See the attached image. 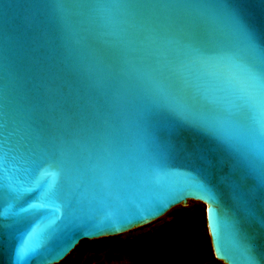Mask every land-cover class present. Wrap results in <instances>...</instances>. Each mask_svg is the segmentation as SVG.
Returning a JSON list of instances; mask_svg holds the SVG:
<instances>
[{
	"label": "water",
	"instance_id": "obj_1",
	"mask_svg": "<svg viewBox=\"0 0 264 264\" xmlns=\"http://www.w3.org/2000/svg\"><path fill=\"white\" fill-rule=\"evenodd\" d=\"M191 200L264 264V0H0V264Z\"/></svg>",
	"mask_w": 264,
	"mask_h": 264
},
{
	"label": "flooded vegetation",
	"instance_id": "obj_2",
	"mask_svg": "<svg viewBox=\"0 0 264 264\" xmlns=\"http://www.w3.org/2000/svg\"><path fill=\"white\" fill-rule=\"evenodd\" d=\"M198 205L205 206L189 201L147 225L86 239L56 264H225L202 242Z\"/></svg>",
	"mask_w": 264,
	"mask_h": 264
},
{
	"label": "trees",
	"instance_id": "obj_3",
	"mask_svg": "<svg viewBox=\"0 0 264 264\" xmlns=\"http://www.w3.org/2000/svg\"><path fill=\"white\" fill-rule=\"evenodd\" d=\"M199 208L196 210L200 213V217L204 222V230L201 233V238L203 239V244H205V247H212L210 234L207 226V219H206V207L202 205H198ZM206 225V226H205ZM86 239L82 240L80 243L85 242Z\"/></svg>",
	"mask_w": 264,
	"mask_h": 264
},
{
	"label": "snow or ice",
	"instance_id": "obj_4",
	"mask_svg": "<svg viewBox=\"0 0 264 264\" xmlns=\"http://www.w3.org/2000/svg\"><path fill=\"white\" fill-rule=\"evenodd\" d=\"M253 80H254V78H253ZM219 135H221V136H222L224 139H226V140H227V139H230L229 137H227V136L224 134V130H220V131H219ZM21 195H22V193H21ZM54 223H55V222L53 221L52 224H54ZM24 251H26V249H23V250H22V252H24Z\"/></svg>",
	"mask_w": 264,
	"mask_h": 264
},
{
	"label": "rangeland",
	"instance_id": "obj_5",
	"mask_svg": "<svg viewBox=\"0 0 264 264\" xmlns=\"http://www.w3.org/2000/svg\"><path fill=\"white\" fill-rule=\"evenodd\" d=\"M198 201L191 200V204L197 203ZM200 203V202H199Z\"/></svg>",
	"mask_w": 264,
	"mask_h": 264
}]
</instances>
